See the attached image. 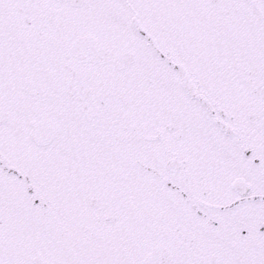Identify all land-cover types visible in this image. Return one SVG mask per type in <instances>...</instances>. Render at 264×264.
<instances>
[{
    "label": "snow or ice",
    "instance_id": "snow-or-ice-1",
    "mask_svg": "<svg viewBox=\"0 0 264 264\" xmlns=\"http://www.w3.org/2000/svg\"><path fill=\"white\" fill-rule=\"evenodd\" d=\"M0 264H264V0H0Z\"/></svg>",
    "mask_w": 264,
    "mask_h": 264
}]
</instances>
